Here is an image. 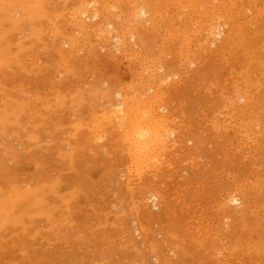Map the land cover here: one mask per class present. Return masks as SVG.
Masks as SVG:
<instances>
[{"label": "rangeland", "instance_id": "obj_1", "mask_svg": "<svg viewBox=\"0 0 264 264\" xmlns=\"http://www.w3.org/2000/svg\"><path fill=\"white\" fill-rule=\"evenodd\" d=\"M0 264H264V0H0Z\"/></svg>", "mask_w": 264, "mask_h": 264}, {"label": "bare ground", "instance_id": "obj_2", "mask_svg": "<svg viewBox=\"0 0 264 264\" xmlns=\"http://www.w3.org/2000/svg\"><path fill=\"white\" fill-rule=\"evenodd\" d=\"M95 8V7H94ZM182 15H184V13L182 14ZM202 16V15H201ZM210 17V16H209ZM203 22V21H202ZM179 23V22H178ZM213 26H215V25H213ZM217 30V28L216 27H209V29H208V33L209 34H220V32H218V31H216ZM206 52V51H205ZM158 79V78H157ZM148 103V102H147ZM117 111V110H116ZM121 111V110H120ZM120 113V112H119ZM114 114V113H113ZM142 115V114H141ZM144 115V114H143ZM146 117V116H145ZM141 118V117H140ZM125 119V118H124ZM143 119V118H142ZM135 121V120H134ZM137 121V120H136ZM146 121V120H145ZM153 122V121H152ZM133 124H134V122H133ZM156 124V123H155ZM140 125V124H139ZM138 125V126H139ZM162 125V124H161ZM152 126V125H151ZM154 126V125H153ZM134 127H135V124H134ZM151 128V127H150ZM139 128H137V130H138ZM152 129V128H151ZM142 130V129H141ZM140 130V131H141ZM143 130H144V127H143ZM149 130V129H148ZM133 131V130H132ZM134 132V131H133ZM136 132V131H135ZM147 132V131H146ZM156 132H157V130H156ZM155 132V133H156ZM140 133V132H139ZM153 133V132H152ZM146 134H148V135H150L151 136V134H149L148 132L146 133ZM154 134V133H153ZM170 134H171V132H170ZM138 135V134H137ZM157 136H159V133L158 134H156ZM142 136H144V135H142ZM150 136H148V137H150ZM156 136V137H157ZM139 137H140V135H139ZM128 138H129V135H128ZM142 138V137H141ZM151 138V137H150ZM155 139V138H154ZM157 139V138H156ZM163 139V138H162ZM138 140V139H137ZM136 140V141H137ZM143 140V139H142ZM160 140V139H159ZM132 141V140H131ZM134 141V140H133ZM147 141V140H146ZM135 142V141H134ZM161 142V141H160ZM131 143V142H130ZM133 143V142H132ZM141 143V142H140ZM151 143V142H150ZM152 143H154V142H152ZM151 143V144H152ZM166 143V142H165ZM137 144V143H136ZM145 144V143H144ZM137 146V145H136ZM146 146V148H149V147H147L148 146V144L147 145H145ZM142 148H144V145L142 146ZM154 149V148H153ZM134 150H135V148H134ZM146 151V150H145ZM156 151V150H155ZM153 152V151H152ZM147 154V153H146ZM144 156H147V155H144ZM150 156V155H149ZM148 156V157H149ZM151 157V156H150ZM141 161V160H140ZM230 197V196H229ZM148 198V197H147ZM154 199H155V197H154ZM237 199L235 198V197H232L231 196V199H230V201H236Z\"/></svg>", "mask_w": 264, "mask_h": 264}]
</instances>
